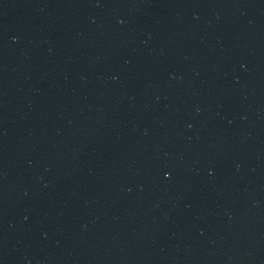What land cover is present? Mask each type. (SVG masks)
<instances>
[{
  "label": "water",
  "instance_id": "95a60500",
  "mask_svg": "<svg viewBox=\"0 0 264 264\" xmlns=\"http://www.w3.org/2000/svg\"><path fill=\"white\" fill-rule=\"evenodd\" d=\"M0 264H264V0H0Z\"/></svg>",
  "mask_w": 264,
  "mask_h": 264
}]
</instances>
